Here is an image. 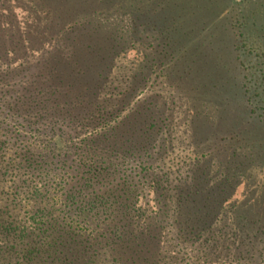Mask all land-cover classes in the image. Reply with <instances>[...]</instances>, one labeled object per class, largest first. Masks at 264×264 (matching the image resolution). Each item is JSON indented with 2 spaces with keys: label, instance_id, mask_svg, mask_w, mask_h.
<instances>
[{
  "label": "trees",
  "instance_id": "1",
  "mask_svg": "<svg viewBox=\"0 0 264 264\" xmlns=\"http://www.w3.org/2000/svg\"><path fill=\"white\" fill-rule=\"evenodd\" d=\"M7 1L0 264H264V0Z\"/></svg>",
  "mask_w": 264,
  "mask_h": 264
},
{
  "label": "rangeland",
  "instance_id": "2",
  "mask_svg": "<svg viewBox=\"0 0 264 264\" xmlns=\"http://www.w3.org/2000/svg\"><path fill=\"white\" fill-rule=\"evenodd\" d=\"M2 8H5L4 12H6V13L13 12L12 14H13V18L14 19H15V14H16L18 16V18L22 20L23 23L26 22V19H27L28 16H27V12H26L24 7H17L16 5H14V2L10 3L7 0H0V9H2ZM16 8H18L19 10H15ZM1 20L3 22H6V20L4 18H1ZM2 21L0 23V28H2ZM17 25H19V23H17ZM20 27H21V29H25V27H22V26H20ZM154 93L155 92H151V91L147 90V91H145V93L140 94L138 96V99H143L142 102L149 101V100H152V99L154 100V97H152L154 95ZM150 98H152V99H150ZM174 98H175V103L173 105H171V103H169L170 107H171L170 111H188L187 110L186 98L181 97L180 95H177V94L174 95ZM153 107H154V104L150 103L149 104V110H152ZM56 141H57L59 147L63 148V147L66 146L63 143V141H60L59 139H57ZM184 142H186V143H184ZM28 145H30V144L29 143H25V145L22 146L21 148H19V146H10L9 150H8V154H7L8 157L9 156H13L15 161L18 160L19 165H20V163L22 161L23 162V166H22L23 169H28V167H27L28 164L25 162V159L29 158L28 150H30L32 155H34V154L37 153L36 151H38V149H39L38 147H34L36 144H33L32 147H30ZM182 145H184V146L183 147L179 146L176 149L175 155H172V157L171 156L167 157V160H171V158L177 160V162L173 165L174 167H178V166L183 165L185 160L187 159V154L181 153V150L182 149H188L189 142L184 140L182 142ZM24 147H26V148H24ZM210 147H212L211 149H214L213 146H210ZM21 149L23 150V152H20ZM188 154H190V153H188ZM22 155H24V156H22ZM218 155L220 157H225L226 156L225 154H218ZM25 156H26V158H25ZM178 161H180V162H178ZM25 176L28 179L30 178L29 174H26ZM56 182H57V179H56ZM34 188H35V186H34ZM239 192H241V190ZM59 196H60V194L55 193V197L56 198H58ZM142 196H144V195H142ZM23 199H24V201L26 203V196H24ZM142 199L144 200L145 198H142Z\"/></svg>",
  "mask_w": 264,
  "mask_h": 264
}]
</instances>
